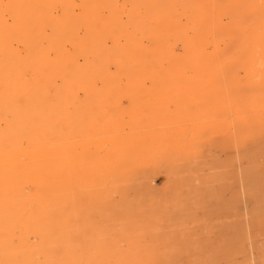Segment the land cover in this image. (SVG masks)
Here are the masks:
<instances>
[{
    "label": "bare ground",
    "instance_id": "bare-ground-1",
    "mask_svg": "<svg viewBox=\"0 0 264 264\" xmlns=\"http://www.w3.org/2000/svg\"><path fill=\"white\" fill-rule=\"evenodd\" d=\"M218 111L264 156V0H0V264H183L150 175Z\"/></svg>",
    "mask_w": 264,
    "mask_h": 264
},
{
    "label": "rangeland",
    "instance_id": "rangeland-1",
    "mask_svg": "<svg viewBox=\"0 0 264 264\" xmlns=\"http://www.w3.org/2000/svg\"><path fill=\"white\" fill-rule=\"evenodd\" d=\"M227 121L225 111L216 113L213 136L192 160V179L181 190L164 170L150 175L164 228V239L153 243L183 264H264V185L262 191L255 184L264 183V156L232 145Z\"/></svg>",
    "mask_w": 264,
    "mask_h": 264
}]
</instances>
